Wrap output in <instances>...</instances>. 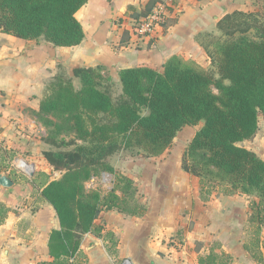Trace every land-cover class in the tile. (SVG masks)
<instances>
[{
    "label": "trees",
    "instance_id": "trees-1",
    "mask_svg": "<svg viewBox=\"0 0 264 264\" xmlns=\"http://www.w3.org/2000/svg\"><path fill=\"white\" fill-rule=\"evenodd\" d=\"M87 2L0 0V33L27 41L43 39L56 47L78 46L84 31L76 15ZM218 30L221 40L208 55L219 77L173 58L162 72L120 71L118 96L113 92L115 83L101 67L75 69L79 88L64 75L49 84L37 117L48 130L45 144L54 150L43 156L54 171H64L42 191L60 224V231L50 235L52 264H64L78 251L82 236L93 230L103 207L133 217L144 215L139 190L128 177L117 176L105 197L86 190V183L99 172L115 175L110 158L126 149H138L146 158L160 156L184 127L200 124L182 169L200 180L204 201L220 186L228 194L256 196L259 202L252 206L250 223L257 226L252 246L260 247L264 160L239 144L255 137L260 116L264 121V20L235 12L218 23ZM5 217L0 207V226ZM262 245L264 249V241ZM254 259L263 262L262 254L255 253ZM199 263L229 264L230 259L212 254Z\"/></svg>",
    "mask_w": 264,
    "mask_h": 264
},
{
    "label": "crops",
    "instance_id": "crops-1",
    "mask_svg": "<svg viewBox=\"0 0 264 264\" xmlns=\"http://www.w3.org/2000/svg\"><path fill=\"white\" fill-rule=\"evenodd\" d=\"M158 1L88 0L76 15L84 40L74 47L0 33V175L14 182L10 189L0 186V207L6 211L0 226V264L55 262L49 240L60 224L42 191L60 177L43 156L53 148L45 144L48 130L37 117L54 78L64 75L79 88L75 69L101 67L121 89L120 71L162 72L173 58L208 71L212 65L208 54L221 40L218 23L225 16L235 12L264 16V0H181L166 26L153 37H138L132 31L133 20ZM18 161L34 170L26 175L25 187ZM165 162L166 170L161 165L147 174L145 190L138 188L136 177L126 174L140 190L138 195L144 196L138 200L144 215L133 217L103 207L93 230L82 236L78 251L64 264H117L124 259L133 264H200L212 254L229 258V264H264V227L260 247L252 246L257 235L250 233L254 224L249 222V199L256 202V197L217 188L204 201L200 180L184 172L180 161ZM38 177L40 185L35 184ZM255 253L262 254V263L254 259Z\"/></svg>",
    "mask_w": 264,
    "mask_h": 264
},
{
    "label": "rangeland",
    "instance_id": "rangeland-1",
    "mask_svg": "<svg viewBox=\"0 0 264 264\" xmlns=\"http://www.w3.org/2000/svg\"><path fill=\"white\" fill-rule=\"evenodd\" d=\"M264 20V16L261 17ZM214 48V46H213ZM208 72L210 74H213L216 77H219L217 74V69L215 66L211 65L209 67ZM107 74V72H106ZM112 79V78H111ZM77 88V87H76ZM213 92L216 95H219V91L213 87ZM114 96H118L121 94V89L117 87L116 84H114ZM202 128V124L198 126H187L186 128H183L176 136L174 141L172 142L171 146L168 148L167 151H165L162 155L153 157V158H146L144 154L138 149H126L121 151L119 154L115 155L114 157L110 158L109 162L113 166L114 170L115 167L117 170H115V175L108 173V172H99L96 176V182L92 183V179L86 183L85 188L88 192L97 191L102 195L106 196L109 194V192L113 189L115 180L117 176H125L126 174L130 173L132 176L136 177V183L139 186V189L145 190L144 183L146 182V177L152 173L154 170H159L162 167L161 165H165L162 170H166V162H176L180 161L182 163L183 156L191 143L192 139L194 138L197 131H199ZM72 137L68 136L66 140H71ZM241 147L247 148L248 150H251L252 152L256 153L261 159L264 160V121L262 117H259V131L255 135V137L251 140L244 141L239 144ZM74 148V147H72ZM69 148V149H72ZM54 150V149H53ZM154 160H161L160 163H152ZM169 164V163H168ZM27 166L25 164L22 165ZM26 169V168H25ZM57 174L55 177H61L64 174V171H56ZM21 176L23 186L25 187L26 184H28L29 178L24 174ZM148 174V175H147ZM36 185H40L39 183V177L38 181L35 182ZM225 186H220L221 190H225ZM138 189V190H139ZM140 192V190H139ZM144 196L141 194L138 195V200H141ZM250 197H256V196H250ZM257 201L254 202V199H249V208H250V215H249V222L252 218L253 211L252 206L255 203L259 202V199L256 197ZM256 225H250V233L252 236H255L256 234ZM255 238V237H254Z\"/></svg>",
    "mask_w": 264,
    "mask_h": 264
},
{
    "label": "built area",
    "instance_id": "built-area-1",
    "mask_svg": "<svg viewBox=\"0 0 264 264\" xmlns=\"http://www.w3.org/2000/svg\"><path fill=\"white\" fill-rule=\"evenodd\" d=\"M181 0H159L151 6L149 12L140 18L133 20L132 31L140 38L153 37L156 32L167 25L168 21L176 16L179 10ZM25 164L29 169H25L22 165ZM16 167L25 175H32L34 170L32 166L26 164L24 161H18ZM96 182L93 177L92 183ZM117 264H133L131 260L124 259Z\"/></svg>",
    "mask_w": 264,
    "mask_h": 264
},
{
    "label": "water",
    "instance_id": "water-1",
    "mask_svg": "<svg viewBox=\"0 0 264 264\" xmlns=\"http://www.w3.org/2000/svg\"><path fill=\"white\" fill-rule=\"evenodd\" d=\"M0 186L5 189H10V188H13L14 182L7 175L1 174L0 175Z\"/></svg>",
    "mask_w": 264,
    "mask_h": 264
},
{
    "label": "bare ground",
    "instance_id": "bare-ground-1",
    "mask_svg": "<svg viewBox=\"0 0 264 264\" xmlns=\"http://www.w3.org/2000/svg\"><path fill=\"white\" fill-rule=\"evenodd\" d=\"M24 168L29 169L27 166H24Z\"/></svg>",
    "mask_w": 264,
    "mask_h": 264
}]
</instances>
